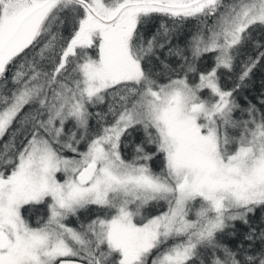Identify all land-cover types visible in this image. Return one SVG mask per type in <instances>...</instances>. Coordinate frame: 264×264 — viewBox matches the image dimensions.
Returning <instances> with one entry per match:
<instances>
[{
	"label": "snow or ice",
	"instance_id": "obj_1",
	"mask_svg": "<svg viewBox=\"0 0 264 264\" xmlns=\"http://www.w3.org/2000/svg\"><path fill=\"white\" fill-rule=\"evenodd\" d=\"M257 29L264 0H0V264H264Z\"/></svg>",
	"mask_w": 264,
	"mask_h": 264
},
{
	"label": "trees",
	"instance_id": "obj_2",
	"mask_svg": "<svg viewBox=\"0 0 264 264\" xmlns=\"http://www.w3.org/2000/svg\"><path fill=\"white\" fill-rule=\"evenodd\" d=\"M196 21L191 20L188 21L181 29L179 36L177 38H174L172 40V44L176 45L179 44L180 46H184L185 41L188 39L191 31L194 30L196 26ZM155 25H153L149 29V34L151 31H154ZM65 34H67V30L65 31ZM254 39H261L264 40V35H261L260 30L257 29L256 32L253 33ZM247 51H251V46H248ZM167 49H164L162 52L159 53L160 59L161 60H166L167 63L171 64L172 66H176L178 63V59L176 57H167L166 56ZM211 56H205L198 64V67L203 70L204 68L210 67L211 66ZM225 80L227 81V86L231 87L232 86V80L229 79L228 77H225ZM264 94V64L259 65L256 69H254L251 77L248 79V81L245 84V87L238 93V98L240 99V102L243 104L244 103V98H247V100L252 101L253 103H256L258 98ZM93 124L95 121L92 122ZM135 134L136 138L139 139L140 141L143 139V133L140 131H132L131 135ZM130 136L126 138V141L131 142ZM134 139V140H135ZM139 140L135 141V144L140 143ZM148 151H153L154 149L148 148ZM158 160V159H157ZM39 205L35 206L31 210L30 218H34L37 216V210H38ZM154 213V212H153ZM152 213V214H153ZM26 215H29L26 212ZM264 219V208L257 209L254 215H251L249 217L250 222L255 226L259 225L261 223V220ZM35 224V222H33ZM235 231L236 235L233 236H224L222 237V242L228 244L230 247H235L238 245L241 241L244 239V234L248 231V227L244 225L243 223L237 221L235 224ZM259 247V245H257Z\"/></svg>",
	"mask_w": 264,
	"mask_h": 264
},
{
	"label": "rangeland",
	"instance_id": "obj_3",
	"mask_svg": "<svg viewBox=\"0 0 264 264\" xmlns=\"http://www.w3.org/2000/svg\"><path fill=\"white\" fill-rule=\"evenodd\" d=\"M69 127H71L70 125H69ZM142 133V132H141ZM137 136V135H136ZM136 136H135V134H132L131 136H130V141H131V143L129 144V146L124 150V155H125V157L126 158H131V156H132V153H133V148L135 147V141L136 140H139V139H135L136 138ZM135 139V140H134ZM140 141V140H139ZM141 142V141H140ZM152 164H153V167H154V169H157L158 170V167H159V160H154L153 162H152ZM151 211V210H150ZM153 213V212H152ZM153 214H155V213H153ZM34 224V223H33Z\"/></svg>",
	"mask_w": 264,
	"mask_h": 264
},
{
	"label": "flooded vegetation",
	"instance_id": "obj_4",
	"mask_svg": "<svg viewBox=\"0 0 264 264\" xmlns=\"http://www.w3.org/2000/svg\"><path fill=\"white\" fill-rule=\"evenodd\" d=\"M37 216L34 217V218H30V221L33 223V222H36L37 218L42 216V215H46V209L43 207V206H40L38 207V210H37ZM88 215H90L89 213H81V220H84ZM69 223L72 224V225H75L76 224V220L75 218H71L69 220ZM35 225V224H34Z\"/></svg>",
	"mask_w": 264,
	"mask_h": 264
}]
</instances>
